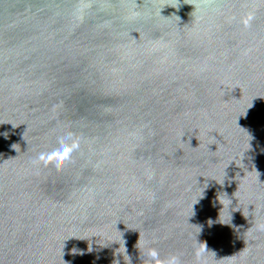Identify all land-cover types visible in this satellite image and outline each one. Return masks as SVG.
<instances>
[{"label":"water","instance_id":"1","mask_svg":"<svg viewBox=\"0 0 264 264\" xmlns=\"http://www.w3.org/2000/svg\"><path fill=\"white\" fill-rule=\"evenodd\" d=\"M140 232L264 264V0H0V264H143Z\"/></svg>","mask_w":264,"mask_h":264},{"label":"clouds","instance_id":"2","mask_svg":"<svg viewBox=\"0 0 264 264\" xmlns=\"http://www.w3.org/2000/svg\"><path fill=\"white\" fill-rule=\"evenodd\" d=\"M252 15V13H249L248 16L245 17L244 24L246 26L251 22ZM3 135L7 136V131H5ZM80 146L81 137L69 126L64 131L58 133L55 140L46 147L45 151L40 152L36 159L43 161L46 165L52 164L56 167H60L63 163L73 159V154L80 148ZM12 147L17 148L16 144H13ZM220 201L223 204L221 209H223L225 204L221 199ZM212 223L213 221L209 224L211 225ZM154 239L155 238H153V240ZM153 240L144 238L140 232L137 247L143 264H180V258L175 253H171L167 256H161L160 249L154 245ZM197 242L199 246L196 249V254L197 257H201L208 251V246L206 241H200L198 239ZM119 248H121V245ZM118 253L123 254V258L127 264H132V258L127 251L125 241L122 250Z\"/></svg>","mask_w":264,"mask_h":264}]
</instances>
